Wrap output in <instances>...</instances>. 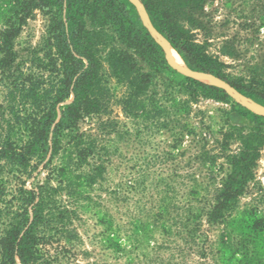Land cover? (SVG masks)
Listing matches in <instances>:
<instances>
[{"label":"trees","instance_id":"1","mask_svg":"<svg viewBox=\"0 0 264 264\" xmlns=\"http://www.w3.org/2000/svg\"><path fill=\"white\" fill-rule=\"evenodd\" d=\"M139 1L187 68L264 107V65L233 70L208 52L209 0ZM36 10L47 18L45 32L20 55L15 40ZM194 29L205 32L203 41ZM231 44L225 40L220 54L237 56ZM109 76L123 86L118 103L135 131L109 119L100 123L103 134L143 144L166 137L153 160L137 158H149L146 169L161 166L152 185H144L141 169L135 179L121 175L105 197L92 196L112 154L79 124L107 111ZM201 99L230 104L223 112L246 123H228L210 147L202 129L211 126L194 108ZM263 148L264 115L226 88L175 70L130 0H0V264H41L45 246L83 243L74 225L82 215L94 220L84 234L100 255L88 264H189L195 257L199 264H264V187L241 203L257 184ZM39 166L44 179L27 186ZM137 193L134 208H120ZM205 226L218 229L215 238Z\"/></svg>","mask_w":264,"mask_h":264},{"label":"rangeland","instance_id":"2","mask_svg":"<svg viewBox=\"0 0 264 264\" xmlns=\"http://www.w3.org/2000/svg\"><path fill=\"white\" fill-rule=\"evenodd\" d=\"M205 12L208 14V20H211V23L207 24L208 30L205 31L208 32V38L210 40V43L207 46L208 52L220 55L222 60L231 64V69L233 70L241 68V65L244 64L264 65V0H209V2L205 4ZM206 20L207 19H205V21ZM46 22L47 18L42 12L39 10L34 11L25 26L22 28L21 34L15 40V48L20 55L23 54L28 47L34 46L40 42L41 37L45 32ZM193 32L197 41L204 40V36H206L204 31L202 32L198 29H194ZM210 33L212 35H210ZM225 40L232 41L231 45L234 50L237 51V56L229 57L220 54ZM182 65L183 67L186 66L184 61L182 62ZM202 80L212 83L208 78H202ZM108 85L110 87L112 99L108 105L107 111L86 116L79 124L81 132L96 135L99 137L100 141L104 139L103 143H106V145L109 146L112 154L110 156L111 161L107 165L105 180L100 186L96 185L91 190L90 194L92 196L101 194L105 197V188L113 186V184L118 182L121 175L131 172L132 177L135 179L137 177V172H140L141 169H144V172L147 174L144 185H152L154 182L153 179L155 180L154 172H159L161 166L159 164H156L155 166L151 164L150 168L146 169V165L144 164L149 162V158L150 160H153V157L150 155H154L155 152L162 150L164 138L166 137L165 135H159L150 142H144L143 144L140 143L141 141L138 139H134L133 141L122 139L119 141L118 136L113 132L104 135L102 129H100V123L103 120L109 119L115 120L117 122V128L120 130L130 128L128 130L135 131L133 127L134 125L132 124L133 121L125 116L118 103V100L121 98L124 91L123 86L118 84L110 76L108 77ZM232 97L236 99V97ZM238 98L251 104L252 100L246 97ZM194 108L204 111L203 115L200 116L204 118L206 125L211 126L210 129H202V133H206L207 138L209 139L210 147L215 146V138H220L218 132L222 127L226 126L228 123L242 125L246 123L244 118L235 112H231L229 115L223 112L224 109H230V104L210 99H201ZM192 115L194 123H196L200 116L194 117V114ZM104 130H108V128H105ZM186 144L187 139L185 141V145ZM237 145L238 144L234 142L232 148H236ZM147 154H149L150 157L145 163L142 160L137 161L139 156L146 157ZM132 157L133 159H130ZM132 164H136L133 170L128 168ZM164 167L168 166L164 165ZM45 172L46 171L42 166H39L38 169L33 172L32 176L26 180L27 186H31L33 182L42 181L45 177ZM255 176L257 184L256 186L250 185L246 194L241 198L242 204L250 202L252 196L260 193L257 185L261 184V186L264 187V148L261 150V156L257 161ZM137 197H139L138 193L136 195L132 194L129 202L121 204L120 208H134L132 201ZM142 200H146V198ZM108 205L112 207V204L108 203ZM134 214L135 212L132 211V215ZM82 217L85 221L84 219L80 222L77 220L74 222V225L77 226L82 235L83 243L75 242V244H71L62 240L60 243L49 244L43 248L44 258L42 259L43 263L41 264H88L89 262H94L95 260L100 259L97 247L92 246L89 238L84 234L94 227V220L90 218L86 219L88 216L85 218V215H82ZM204 228L208 230L211 239L215 238L218 234V229L208 228L207 226ZM205 261L207 263L210 262V260ZM199 263L200 259H196L195 257L189 264Z\"/></svg>","mask_w":264,"mask_h":264},{"label":"water","instance_id":"3","mask_svg":"<svg viewBox=\"0 0 264 264\" xmlns=\"http://www.w3.org/2000/svg\"><path fill=\"white\" fill-rule=\"evenodd\" d=\"M134 5L136 6L140 16H141V19L144 23V25L148 28V30L150 31V33L152 34V36L162 45V47L164 48L166 54H167V58L169 60V63L171 64V66L177 70L178 72L184 74V75H188V76H191V77H194L196 79H199L201 81L202 78H208L212 81L211 84H215V85H219V86H222L224 88L227 89V91L234 97H236L237 101H240L243 105L247 106L248 108H250L252 111L256 112V113H260V114H263L264 115V107L255 103V102H252L251 101V104L247 103V102H244L243 100H241L240 98L238 97H242L244 98V96H242L241 94H239L238 92H236L233 88H231L230 86H228L226 83L222 82L221 80L215 78L214 76L210 75V74H205V73H201V72H196V71H192L190 70L189 68H187L186 66L185 67H179V66H176L175 64H173V61L171 60V56L169 54V51H168V46H170L169 42L161 35L159 34L155 28L153 27V25L151 24V22L149 21V18L145 12V14H143L142 10H141V6L142 4L140 3L139 0H131ZM143 7V6H142ZM144 10V8H143ZM145 11V10H144ZM158 37V39H157ZM205 82V81H204ZM206 83H209V82H206Z\"/></svg>","mask_w":264,"mask_h":264},{"label":"bare ground","instance_id":"4","mask_svg":"<svg viewBox=\"0 0 264 264\" xmlns=\"http://www.w3.org/2000/svg\"><path fill=\"white\" fill-rule=\"evenodd\" d=\"M141 10H142L143 14H145V11L143 10L142 6H141ZM157 39H158V37H157ZM168 51H169V54L171 56V60L173 61V64L183 68V65H182L183 61H182L181 57L177 54V52L171 46H168ZM203 80H205V79H203Z\"/></svg>","mask_w":264,"mask_h":264}]
</instances>
